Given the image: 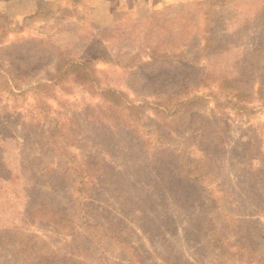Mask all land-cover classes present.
I'll use <instances>...</instances> for the list:
<instances>
[{"label": "rangeland", "instance_id": "rangeland-1", "mask_svg": "<svg viewBox=\"0 0 264 264\" xmlns=\"http://www.w3.org/2000/svg\"><path fill=\"white\" fill-rule=\"evenodd\" d=\"M210 1L0 0V159L11 172L0 171V264H264L263 101L250 115L228 109L225 136L212 101L195 110V124L184 116L163 129L148 113L140 140L99 114L98 96L56 87L47 104L79 125L69 155L104 162L117 180L119 191L98 184L86 192L49 143L52 123L29 89L54 71L57 47L95 64L103 87L135 103L194 83L202 69L256 91L264 0H215L209 9ZM5 75L18 80L16 94ZM42 203L67 225L42 214ZM245 246L258 263L240 256Z\"/></svg>", "mask_w": 264, "mask_h": 264}, {"label": "trees", "instance_id": "trees-1", "mask_svg": "<svg viewBox=\"0 0 264 264\" xmlns=\"http://www.w3.org/2000/svg\"><path fill=\"white\" fill-rule=\"evenodd\" d=\"M211 9V6L210 8ZM207 18V17H206ZM208 20V19H207ZM206 20V21H207ZM207 41L208 38L204 36ZM45 49V48H44ZM53 50L57 55V62L54 71L48 75L47 81H40L32 85L29 89L35 95L41 109L44 111L45 118L50 120L52 126L48 130L49 143L52 147L59 146L61 153L68 157L71 169L76 175L77 184L86 192L98 184L106 185L109 188L117 184V180H111L112 169L107 168L105 163L100 160H78L74 155H69V147L71 146V129L79 130V125L71 119L70 116L63 113L55 114V110L49 107L47 101L56 100L55 88L59 87L65 93L70 92L68 86H79L83 88L88 94L98 96L101 103L98 106V112L101 116L112 122L121 125L122 128L127 129L130 135L135 139H142L144 131V116L148 113L152 114L160 123L161 128H170L178 119L184 116L190 119L192 124L198 122L199 116L195 113L196 109L207 107L211 101L213 109L211 116L217 120L219 124H223L225 129L223 135H227L229 125L226 120L228 116V109L238 115H250L253 112V102L263 101L264 105V80H261L258 88H253L245 81L231 78L226 74L216 72L213 70L202 69L196 81L191 84H183L172 91L155 90L151 102L135 103L127 100V96L122 91H117L113 88L103 87L99 78V70L90 61L80 62L73 57L70 50L60 49L54 47ZM204 51V49H203ZM163 59L169 60V55L163 54ZM154 57V56H153ZM154 59V58H153ZM10 79V80H9ZM11 81V83H10ZM10 78L9 75L4 76V83L9 87L10 92L12 89L17 91L21 90L20 85ZM68 85V86H67ZM200 89H208L207 94H198ZM66 90V91H65ZM70 90V91H69ZM20 94H23L20 92ZM51 113L53 116H51ZM52 118H49V117ZM65 120H69L68 123ZM210 127V123H208ZM202 127V138L208 136L209 127ZM264 129V124H263ZM215 130V129H214ZM77 133V132H75ZM73 133L77 138L78 134ZM146 139L143 140V143ZM222 143H220L221 145ZM182 163V162H181ZM182 164L179 168L189 175L191 171L195 174L196 170H191L192 167H187L185 170ZM110 170V171H109ZM0 171L5 172L7 177H11V172L4 161L0 159ZM196 177V176H195ZM196 179V178H195ZM114 191H119L117 188H112ZM124 193V194H123ZM210 195L213 191H209ZM121 198V195H126L125 192L116 194ZM210 197V196H209ZM126 199L125 197H123ZM211 201L212 196L210 197ZM214 199V198H213ZM38 210L43 214L48 213L55 223H66V220L58 213L54 212L45 203H42ZM214 228V225H213ZM213 234L216 236L217 242L220 245L221 254L226 255L229 251L228 243L221 234L215 230ZM240 256L248 259L250 262H259L257 254L245 246L239 250Z\"/></svg>", "mask_w": 264, "mask_h": 264}, {"label": "crops", "instance_id": "crops-1", "mask_svg": "<svg viewBox=\"0 0 264 264\" xmlns=\"http://www.w3.org/2000/svg\"><path fill=\"white\" fill-rule=\"evenodd\" d=\"M215 0H212V1H210V4H209V6H211V8L214 6V4H215ZM96 67V66H95Z\"/></svg>", "mask_w": 264, "mask_h": 264}]
</instances>
